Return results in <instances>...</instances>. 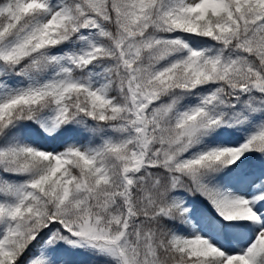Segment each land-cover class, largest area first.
<instances>
[{"label": "snow or ice", "instance_id": "6c2138e0", "mask_svg": "<svg viewBox=\"0 0 264 264\" xmlns=\"http://www.w3.org/2000/svg\"><path fill=\"white\" fill-rule=\"evenodd\" d=\"M0 264H264V0H0Z\"/></svg>", "mask_w": 264, "mask_h": 264}]
</instances>
